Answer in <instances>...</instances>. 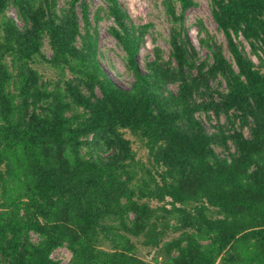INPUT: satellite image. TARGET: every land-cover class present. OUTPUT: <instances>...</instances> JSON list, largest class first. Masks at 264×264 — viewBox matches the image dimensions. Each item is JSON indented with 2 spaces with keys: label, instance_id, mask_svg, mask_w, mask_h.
Masks as SVG:
<instances>
[{
  "label": "trees",
  "instance_id": "16d2710c",
  "mask_svg": "<svg viewBox=\"0 0 264 264\" xmlns=\"http://www.w3.org/2000/svg\"><path fill=\"white\" fill-rule=\"evenodd\" d=\"M209 1L232 60L202 20L200 59L194 0H163L170 57L143 69L153 24L119 0L93 16L87 0H0V264H63L60 247L67 264H264V0ZM104 18L130 87L102 64Z\"/></svg>",
  "mask_w": 264,
  "mask_h": 264
},
{
  "label": "rangeland",
  "instance_id": "374dc122",
  "mask_svg": "<svg viewBox=\"0 0 264 264\" xmlns=\"http://www.w3.org/2000/svg\"><path fill=\"white\" fill-rule=\"evenodd\" d=\"M67 1L68 0H58L60 8H63ZM162 1L163 0H119L121 5L128 11L131 20L135 25L140 26L147 23L153 24L145 35L138 55L140 65L143 69L145 67L146 61L153 58L154 49L157 47L163 50V55L166 59L170 57V45L168 40L171 24L164 11ZM194 1L197 4L187 11L185 24L188 28L191 41L195 45L200 59H209L210 61L212 60L211 52L208 48L203 46L200 41L201 37L205 36V32L200 33V25L198 23L199 20H202L210 34L214 35L219 43H224L225 54L229 60H232L227 46V39L223 32L218 29L217 23L212 16L210 1ZM87 2L90 6L91 16H93V13L97 8L101 6L107 7L106 0H87ZM78 13L81 18L82 13L80 7H78ZM8 14L14 18L20 26H23V22H21L15 8L9 7ZM80 22L83 24L82 19H80ZM113 24L114 21L112 19L104 18L97 26L98 45L101 53L102 64L109 76L118 85L130 87V84L134 81V78L132 74H130L126 69L123 50L119 46L116 38H114L109 31V27ZM237 42L239 43L240 47L243 48L244 53L247 56H250L256 62V64H258L259 59L253 55L251 52V47L245 38L240 36L237 38ZM44 51L48 56L51 55V51L46 44ZM36 66L44 74L45 78L53 76L52 70H50L44 64H38ZM173 88L176 89V87ZM213 123H215V121ZM205 125L208 129H211L208 121H205ZM246 135H249L248 131H246ZM126 136L132 140L133 148L137 153V157L141 158L143 161H146L148 155L147 149L144 147L143 143L130 132H127ZM218 152L220 153V151ZM34 238L36 239L37 237L34 236ZM52 257L62 261L63 264H67L70 260L71 253L66 247H60L53 252Z\"/></svg>",
  "mask_w": 264,
  "mask_h": 264
}]
</instances>
